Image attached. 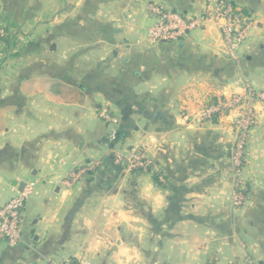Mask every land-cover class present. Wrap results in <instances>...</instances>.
Here are the masks:
<instances>
[{"label": "crops", "instance_id": "crops-1", "mask_svg": "<svg viewBox=\"0 0 264 264\" xmlns=\"http://www.w3.org/2000/svg\"><path fill=\"white\" fill-rule=\"evenodd\" d=\"M207 1L0 0L12 32L0 42V208L35 184L23 242L0 243V264H264V100L242 209L230 166L239 111L199 124L208 100L264 93V0H231L251 20L235 57L211 22L177 42L147 41L150 3L194 15ZM105 113L123 132L116 147ZM133 147L165 184L114 164L115 150ZM89 166L85 181L61 186Z\"/></svg>", "mask_w": 264, "mask_h": 264}, {"label": "built area", "instance_id": "built-area-1", "mask_svg": "<svg viewBox=\"0 0 264 264\" xmlns=\"http://www.w3.org/2000/svg\"><path fill=\"white\" fill-rule=\"evenodd\" d=\"M149 13L155 18V25L149 30L147 41L151 45L163 42H177L191 32L202 30L206 24L214 23L222 34L225 51L231 57H235L237 51L245 42V32L251 26V20L242 8L237 7L231 0H208L199 14H183L182 12L165 9L164 7L150 3ZM12 32L0 26V38L5 39ZM264 100V93L248 89L245 98L233 95L223 96L216 101L208 100L199 115V124L215 122L226 117L231 112L239 111V117L235 121L236 138L230 151V166L233 172V205L235 209H242L247 202L248 183L244 178L246 165V150L249 144L251 130L256 124L255 103ZM113 128L109 139L113 146L119 143V121L110 113L103 115ZM114 164L129 172L138 174H150L158 176V181L165 184L166 178L157 169L155 160L146 152L145 148L133 147L114 151ZM96 166V165H95ZM95 166L82 167L72 172L60 182L61 186L71 188L81 181H85L88 173ZM93 167V168H92ZM35 184H29L23 192L12 198L0 208V243L6 242L10 246L20 245L22 240V212L27 200L31 197ZM49 264H91L87 261L60 262L49 260ZM243 264H263L254 258L247 256Z\"/></svg>", "mask_w": 264, "mask_h": 264}, {"label": "trees", "instance_id": "trees-1", "mask_svg": "<svg viewBox=\"0 0 264 264\" xmlns=\"http://www.w3.org/2000/svg\"><path fill=\"white\" fill-rule=\"evenodd\" d=\"M7 30H8V29H7ZM8 31H9V30H8ZM11 36H12V35L6 37L5 39H1V38H0V42H5V41H7ZM122 134H123V132H118V137L122 136ZM154 180H155V182L159 185V181H158L159 179H158V176H154Z\"/></svg>", "mask_w": 264, "mask_h": 264}, {"label": "water", "instance_id": "water-1", "mask_svg": "<svg viewBox=\"0 0 264 264\" xmlns=\"http://www.w3.org/2000/svg\"><path fill=\"white\" fill-rule=\"evenodd\" d=\"M163 43H166V42H163ZM24 186H25L24 184L20 185V191L23 190Z\"/></svg>", "mask_w": 264, "mask_h": 264}, {"label": "rangeland", "instance_id": "rangeland-1", "mask_svg": "<svg viewBox=\"0 0 264 264\" xmlns=\"http://www.w3.org/2000/svg\"><path fill=\"white\" fill-rule=\"evenodd\" d=\"M8 29V28H7ZM10 35H12V34H10ZM169 43H172V42H169ZM8 45V44H7ZM8 47L9 46H7V51H8ZM227 53V52H226ZM119 142L121 141V136L119 137V140H118Z\"/></svg>", "mask_w": 264, "mask_h": 264}]
</instances>
